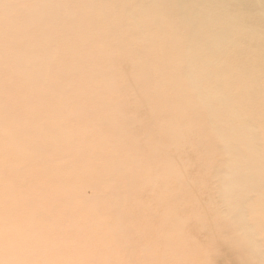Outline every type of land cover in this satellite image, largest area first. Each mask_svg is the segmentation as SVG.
<instances>
[{"label": "rangeland", "instance_id": "obj_1", "mask_svg": "<svg viewBox=\"0 0 264 264\" xmlns=\"http://www.w3.org/2000/svg\"><path fill=\"white\" fill-rule=\"evenodd\" d=\"M120 1L101 2L120 10L109 17L86 6L94 0H0V41L7 43L0 46V204H4L0 207V264H195L191 256L195 235L191 234V241H181L186 234L182 226L196 227L202 222L212 225L219 220L228 227L229 218L233 223V227H228L230 235L247 248V242L253 240L251 258L254 264H260L255 251L262 243L264 258V230L258 228V233L254 221L261 218L264 222V213L259 214L264 208V170L259 167V164L264 166L262 74V79L258 78L262 91L255 93V97L249 92L250 84H255L251 71L258 72V62L262 61L261 53L256 51L258 47L248 49L250 60H238L248 67L251 81L233 70V65L230 79H236L237 83L226 91L231 105H219L223 111L217 120L219 127L230 123L228 112H236L237 107L248 110L245 113L250 116L249 121L239 117L230 131L220 130L219 136H230L228 145L239 149L228 157L225 147L208 142L217 130L213 129L217 121L209 118L212 97L209 105H199L196 93L178 88L183 86L184 78L178 66L183 39L176 40L173 48H167V55L174 60L161 72L166 81L162 84L147 87L146 68L151 70L152 79H159L158 70L152 71L151 59L141 60L130 71L131 64L113 60L100 71L96 68L97 79L91 77L89 82H86L91 76L89 68L79 74L83 63L97 67L104 61L85 60L75 52L72 55L69 49L85 44L100 55L108 44L102 48L101 41L72 32L106 31L107 26L119 19L123 20V30H133L130 15L124 12L125 6ZM150 1L132 2L147 8ZM57 2L63 7L60 14L46 4ZM155 18L160 17H145L139 26L151 33L149 28ZM168 18L171 21L175 16L162 17L163 28L180 30L177 22L171 23ZM238 37L251 40L254 36L249 32ZM120 43L123 44L121 40ZM197 48L203 51L204 43H197ZM136 49L141 50L142 46L136 45ZM66 58L74 66L70 69L69 63H64L67 71H63L58 63ZM202 58L210 59L205 55ZM204 61L200 70L207 73L198 82L203 89L214 90V67ZM228 62L233 64L235 59ZM127 72L145 77L138 78L132 89H125L120 76ZM163 94L168 100L164 107L170 112L172 124L168 128L155 117L135 164L132 135L147 124V117L152 114V109L144 106L153 107L156 96L162 98ZM126 105L132 110L127 111ZM2 106H7L6 112ZM129 116L130 126L121 128L119 119ZM78 119L87 122L86 141L80 139L83 131L73 130ZM41 133L47 135L43 140ZM199 142L205 145L201 147ZM148 156L151 159L146 162L147 172L142 174L140 185L132 183L119 190L110 175L114 172L126 178L137 175L139 163H145L143 160ZM5 173L8 176L2 180ZM21 177L26 181L20 180ZM42 183L43 190L39 188ZM30 189L48 202L51 221H42L43 205L30 203ZM128 190L131 194L125 196L123 192ZM205 191L214 199L204 203L207 209H199L202 206L199 199ZM217 191L218 199H215ZM221 206L227 211L225 215L218 211ZM243 208L248 209L245 217ZM202 210L213 212V218ZM163 222L167 223L168 242L157 237L153 240L161 242L162 252L151 241L150 230ZM52 224L56 229L50 227ZM20 226L27 228L12 234L11 228ZM197 237L199 262H207L210 247L205 245L202 235ZM14 241L20 245L19 254L8 248ZM180 242L184 249L169 250L164 259V247L172 248ZM227 257L223 259L225 263L213 258L212 264H226V261L232 264Z\"/></svg>", "mask_w": 264, "mask_h": 264}, {"label": "bare ground", "instance_id": "obj_2", "mask_svg": "<svg viewBox=\"0 0 264 264\" xmlns=\"http://www.w3.org/2000/svg\"><path fill=\"white\" fill-rule=\"evenodd\" d=\"M108 0H94V3L91 5H86L91 11L94 13L98 10L101 11L103 15H116L120 13V10H115L109 7V5L102 4L101 2H105ZM133 0H121L120 3L124 4L125 10L124 12L130 15V25L134 27V29H122V19L117 20L116 18H103L105 21H115L112 25L106 27V31L97 30L94 33L85 31L80 29L79 31L72 32L73 35L89 37L95 40L101 41V45L103 48V44H108L106 46V50L101 52L100 55L97 54L96 51H90L85 44L77 45L75 47L70 48V53L73 55L74 52L78 54L85 60L93 61V60H103L99 66L96 67L95 64L87 65L83 63L80 65L81 74L84 69L89 68L91 72V76L86 82L91 80V77L97 79L96 77V68L98 71L102 70L104 67L108 66V64L113 60H119L124 64H131L128 68L130 71L134 66L142 61L153 60L152 71L158 70L159 79H152L151 70L149 68L145 69V73L147 75V87H152L156 84H162L164 80L161 77V72L167 70V66H170L169 62L174 60V57H169L167 55V48L174 46L176 40L184 41V46L182 52L179 56L180 58V70L184 74L182 85H179L178 88L181 91H191L192 93H196L198 98L196 100L199 101V105H209V97H212V110L209 112V118L212 120H218L222 117L223 111L219 105H231V99L226 94L227 89H230V85L237 83L236 79H230V69L233 66V70L239 71L243 78L247 81H251L250 71L245 64H241L238 60L242 61V58L246 61L250 60L252 57L248 55L251 47H258V50L262 55V61L258 63L260 66L258 67V72H252L251 74L254 76L255 84H250L252 87L249 89L250 94L255 97L256 94H259L262 91V88L259 84L258 78L261 80L262 77L264 79V0H151L150 4L147 8H143L138 6L132 2ZM50 5V7L60 14L63 11V7L61 3H46ZM137 6L138 9L135 10L134 7ZM99 14V13H96ZM175 16V19L168 21L171 23H176L180 30L171 29L166 30L162 26V17ZM144 16V17H139ZM160 17L155 18V22L152 27L149 28L151 33H147L144 29L139 26L140 21H142L145 17ZM110 17V16H109ZM80 25H84L85 22L78 21ZM156 27V28H155ZM157 29V30H156ZM139 32H142L144 35L141 36ZM249 32H253L254 37H238V36H246ZM120 40L123 44L120 43ZM204 43V50L199 51L197 48V43ZM254 42H256L255 45ZM7 43L0 41V46H5ZM136 45H141L142 49L137 50ZM249 49V50H248ZM139 53L135 56V53ZM142 53V54H141ZM141 54V55H140ZM210 57L209 61H212V64L202 58V56ZM75 58V57H73ZM139 59V60H138ZM229 59H235L233 64L228 62ZM203 61L210 67H214L213 71V89L205 88L203 89L198 80L204 74L206 75V70L201 71ZM64 63H69L68 66L70 69L74 66V63L67 61L66 59L60 60L58 66L60 69L63 68V71H67L63 66ZM63 66V67H62ZM74 69V68H73ZM246 76V74H248ZM262 74V77H261ZM208 75V74H207ZM140 77H145V74L136 75L133 73H123L120 76V83L125 89H132L135 82ZM210 77V75H208ZM242 84L245 86L244 80L239 76ZM166 82V81H165ZM91 84L89 86H93ZM129 91V90H126ZM132 91V90H130ZM256 93V94H255ZM14 92L12 95L14 96ZM10 97V96H9ZM167 98L165 95H162V98L156 96L153 101V107L144 106L152 109V114L147 117V124L142 127V129L138 130V133L132 135L131 144L132 146H136V160L133 162L137 164L139 158V149H142V145H144L145 140L151 133V128L153 123L155 122V117L157 116L159 119L163 120V124L170 128L172 121L169 118V110L164 107V104L167 102ZM218 102V104H216ZM9 102H7V106H9ZM7 106H2L3 112H6ZM126 110H132V108L126 105ZM248 110H242L240 107H237L236 112L230 111L228 112V116L230 119V123L219 127V123L214 125V135L208 140V142H214L215 145L225 147V154L228 157L232 156V152H237L238 150L234 147L228 145V141L231 137H227L226 135L219 136L220 130L222 128H226L228 131L231 130L230 126H233L239 117L243 118L246 121L250 119L249 114L245 113ZM244 114V115H243ZM136 117V116H134ZM131 124V117H121L118 121V125L121 128H127ZM87 122L81 119H78V123L73 127V130H81L84 134L80 137L82 141L87 140L85 126ZM255 139H258L253 133L251 134ZM47 135L45 133H41L40 140L46 138ZM205 144L203 142H199V146L203 147ZM123 156V153L120 154ZM151 159L150 156L143 160L145 163H139L140 170L137 175L131 174L130 178L119 177L116 172L113 175H110V179L115 181V185L119 190H122L124 185H131L132 183L140 185V181H142V174L147 172L148 163ZM132 163V164H133ZM260 170H264V166L259 164ZM8 173L2 175V180L4 177H7ZM60 181H62V175L60 174ZM120 178V179H119ZM20 180L26 181L25 178L21 177ZM41 190L45 188V184L39 187ZM251 188H245V190L249 191ZM142 190L145 192V188L142 187ZM227 192H230V189H226ZM123 192V191H122ZM30 197L29 201L32 204H40L44 206V210L42 213V221H51V217L48 213L49 204L46 202L40 194H34L33 190L30 189L28 191ZM123 194L125 196L130 195L131 192L128 190L127 193ZM219 192L217 191L215 194V199H218ZM113 199H117L116 195H112ZM214 198H211L208 192H204L199 199L202 203V206L199 209H207L204 203H210ZM153 205L154 202H148ZM4 204H0L2 207ZM264 205V204H263ZM158 209L161 210V207L158 206ZM181 213H184L181 210H178ZM221 214L225 215L227 213L224 206H221L218 210ZM247 211L243 208V217L247 216ZM171 213V211H169ZM206 215L213 218L214 213L208 210H202ZM199 213V212H198ZM264 213V208L260 209V213ZM229 218L228 227H233L232 221ZM255 227H257L258 233H260L258 228L264 230V222L261 218H257L254 221ZM8 224V222H7ZM227 224L223 221L216 220L212 225L208 223L202 222L199 226L192 227L183 225L182 228L185 231V235L181 237V241L189 240L191 241L193 238L191 234H194L195 237L193 239V249H192V263L195 264H212V259L219 263L224 262V257L226 255L227 258L231 259L232 264H254L252 260L254 246L253 240L248 241V248L237 243L233 237L230 235V231L228 230ZM52 229L54 225L50 226ZM214 227L217 228V233H214ZM27 226L20 227H12V234H17L20 231L26 229ZM151 241L153 242L154 238L157 237L159 241H163L164 243L168 242V231H167V223L163 222L161 225L157 227H153L151 230ZM202 235L204 243L206 246L210 247L209 260L206 262H199V254L200 250L197 246L196 240L197 236ZM154 243V242H153ZM161 242L154 243L157 246L159 251L163 252L162 246L159 248V244ZM237 243V244H236ZM18 243H10L8 248L13 250L16 254L20 252V245ZM212 246V248H211ZM167 254L169 250H174L176 248L184 249V244L180 242L174 247L165 246L164 247ZM226 253H225V250ZM262 243L258 245L257 250L255 251L257 256V263L262 264ZM230 254V255H229ZM190 258V257H188ZM225 263V262H224ZM226 264H229L226 261Z\"/></svg>", "mask_w": 264, "mask_h": 264}]
</instances>
